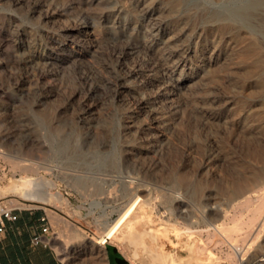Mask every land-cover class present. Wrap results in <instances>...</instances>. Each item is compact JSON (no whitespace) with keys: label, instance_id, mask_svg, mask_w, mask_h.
I'll return each mask as SVG.
<instances>
[{"label":"rangeland","instance_id":"rangeland-1","mask_svg":"<svg viewBox=\"0 0 264 264\" xmlns=\"http://www.w3.org/2000/svg\"><path fill=\"white\" fill-rule=\"evenodd\" d=\"M263 171L264 0H0V208L43 210L64 264H101L94 240L137 197L153 249L233 264L234 239L254 264L264 243L233 217L264 181L231 190ZM41 175L59 197L14 191Z\"/></svg>","mask_w":264,"mask_h":264},{"label":"bare ground","instance_id":"bare-ground-1","mask_svg":"<svg viewBox=\"0 0 264 264\" xmlns=\"http://www.w3.org/2000/svg\"><path fill=\"white\" fill-rule=\"evenodd\" d=\"M30 166L32 167L31 164ZM28 167H26V169ZM49 169H52V167H50ZM263 181H264V171L260 175H256L254 180L247 181L244 184H240L238 190L233 188L231 190V193L233 195H237L239 193L242 194L243 192L245 193L247 191L249 192L255 191L254 190L255 186H257ZM46 183H50V181L42 175L39 176L38 178L28 176L27 178H21V182L15 185L14 191L22 197H26V198L32 197L35 199L47 200V201H50L54 197H59V193L56 194L50 193L49 195L47 194L46 190L43 188L44 184ZM257 191H258L257 194L254 193L249 194L246 196V198L243 201H240V203H238V206L240 208H244V207L247 209L249 208L251 210L250 212L252 213L247 217V219H244L242 218V216L239 215L233 217V226L238 227L241 230V234H240L241 237H239L240 240L251 238L252 236H254L253 235L254 229H257V232L255 231L256 234L254 237L257 238V240H259L260 238L259 241L260 243L263 244L264 233L261 232L264 231V190L262 191V189H259L256 190L255 192ZM138 200L139 197L133 199V201H129L131 203L128 205L127 208L125 207V209L121 212L119 217L106 224L104 228L105 229L104 234L101 237H99V239L96 241L100 245L99 249L103 250V244L108 238H117L118 239L117 242L119 243L129 242L134 245L135 247V249L133 250L134 257H138L141 252H144L146 255L150 256V260L153 264H182V260L177 258L174 255V253H172L171 251H159L150 247V243L151 244L154 243V236L156 233H149L148 234L149 241H148L146 239L147 235L145 231L135 229L134 225L136 222V218L140 216L139 213H137ZM248 228H252L251 231L247 230ZM231 246L233 251H229L228 255L227 254L226 255L228 258L231 259L233 264H237V261L240 258V257L238 258L237 255L240 254L243 247L239 246L237 244V241L236 240L234 241V239H232ZM241 259H243V257H241ZM254 264H264V256L263 255L259 256V258L256 259Z\"/></svg>","mask_w":264,"mask_h":264},{"label":"crops","instance_id":"crops-1","mask_svg":"<svg viewBox=\"0 0 264 264\" xmlns=\"http://www.w3.org/2000/svg\"><path fill=\"white\" fill-rule=\"evenodd\" d=\"M12 212L16 218L1 216L0 219V225L3 226L0 230V264H64L53 254L50 246L32 240L35 234L50 235V217L45 218V212L38 208L12 206ZM44 226L46 231H43ZM98 239L94 241L100 246L96 242ZM102 251L104 256L101 264H117V256H123L116 244L110 241L104 244Z\"/></svg>","mask_w":264,"mask_h":264},{"label":"built area","instance_id":"built-area-1","mask_svg":"<svg viewBox=\"0 0 264 264\" xmlns=\"http://www.w3.org/2000/svg\"><path fill=\"white\" fill-rule=\"evenodd\" d=\"M1 216L8 217L11 219L16 218V214L12 212V208H6V207L0 208V219H1ZM2 229H3V226L0 225V230ZM43 231H46L45 226L43 227ZM32 240L35 243L42 242L44 240V236H42L41 234H35Z\"/></svg>","mask_w":264,"mask_h":264},{"label":"water","instance_id":"water-1","mask_svg":"<svg viewBox=\"0 0 264 264\" xmlns=\"http://www.w3.org/2000/svg\"><path fill=\"white\" fill-rule=\"evenodd\" d=\"M117 261H118V262H119V264H120V261L126 262V261H127V259H126V258H124V256H117Z\"/></svg>","mask_w":264,"mask_h":264},{"label":"flooded vegetation","instance_id":"flooded-vegetation-1","mask_svg":"<svg viewBox=\"0 0 264 264\" xmlns=\"http://www.w3.org/2000/svg\"><path fill=\"white\" fill-rule=\"evenodd\" d=\"M117 264H119V262L117 261ZM120 264H125V262H123V261H120Z\"/></svg>","mask_w":264,"mask_h":264}]
</instances>
